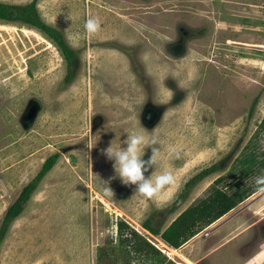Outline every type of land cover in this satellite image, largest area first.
Wrapping results in <instances>:
<instances>
[{
    "label": "rangeland",
    "instance_id": "obj_1",
    "mask_svg": "<svg viewBox=\"0 0 264 264\" xmlns=\"http://www.w3.org/2000/svg\"><path fill=\"white\" fill-rule=\"evenodd\" d=\"M36 2L42 20L63 32L79 58L66 83L65 60L45 35L0 21V227L22 189L59 155L11 224L0 264H264L261 192L179 249L143 228L153 219L155 226L166 220V229L208 197L217 178L226 177L230 188L252 155L257 165L262 160L264 133L256 134L264 119V0ZM89 15L101 25L92 37L84 30ZM142 129L155 132L160 149L145 177L169 170L176 178L159 199L133 196L136 186L112 179L114 161L101 155L115 139L126 147L127 133ZM150 156L146 148L143 159ZM215 165L219 171L169 216L185 185ZM104 181L114 197L104 194ZM229 218L238 227L218 237ZM111 221L128 223L162 256L148 259L121 246L118 230L113 245L104 234Z\"/></svg>",
    "mask_w": 264,
    "mask_h": 264
},
{
    "label": "trees",
    "instance_id": "obj_2",
    "mask_svg": "<svg viewBox=\"0 0 264 264\" xmlns=\"http://www.w3.org/2000/svg\"><path fill=\"white\" fill-rule=\"evenodd\" d=\"M0 21L29 26L45 35L55 45L65 60L68 71L65 82L69 83L72 81L78 64V53L69 46L63 32L46 24L42 20L38 12L36 0L27 5H9L0 2ZM260 133H264V119L259 125L256 138L260 136ZM58 158L59 155L56 154L45 161L40 172L22 189L19 197L6 211L0 227V247L6 238L11 224L22 214L39 184L55 166ZM258 161L259 159L252 155L245 162L246 165H242L239 179L230 188L224 186L226 177L221 176L217 178L211 187L210 195L202 200L200 198L195 204L188 206L166 229L163 230L166 220L155 226L153 219L145 221L143 228L153 236L159 237L169 247L179 249L201 231L259 192L257 191L255 179L258 176H264V154L262 160L257 165ZM217 171H219V166L215 165L192 178L185 185L184 191L176 199V205L169 208L168 215L171 216L180 209L188 198L190 190L196 184ZM118 234L121 246L125 245L126 247L127 245H131L135 253H140L148 259H156L162 256L161 252L154 245L150 244L144 236H140L136 230L132 229L124 221L118 223ZM156 264L162 263L161 261H157ZM168 264L174 263L169 262Z\"/></svg>",
    "mask_w": 264,
    "mask_h": 264
},
{
    "label": "clouds",
    "instance_id": "obj_3",
    "mask_svg": "<svg viewBox=\"0 0 264 264\" xmlns=\"http://www.w3.org/2000/svg\"><path fill=\"white\" fill-rule=\"evenodd\" d=\"M67 20L72 21V16L67 15ZM99 18L89 15L84 23V30L88 37L94 36L100 30ZM147 133V134H146ZM127 139L123 141L126 147L116 145V139L110 142L109 147L101 149V155L106 156L108 160L114 161L113 168L115 176L112 179L119 178L125 186L135 185V195H139L145 199H159L166 188L172 186L176 182L175 175L169 171L164 170L152 173L149 178L145 177V173L157 166L160 149L156 145L159 143L155 132H147L145 129L141 131H130L127 133ZM88 149L94 148L93 142L90 139L87 144ZM151 148V156L148 160H144L145 149ZM90 167L92 165L90 162ZM107 185L104 188L106 196L114 197V193L109 186L110 182H105ZM257 191L264 193V176H258L255 179ZM216 223V222H215ZM118 225L115 221H111L104 229L106 237H111L113 245L118 244L117 240ZM251 264V261H249Z\"/></svg>",
    "mask_w": 264,
    "mask_h": 264
},
{
    "label": "crops",
    "instance_id": "obj_4",
    "mask_svg": "<svg viewBox=\"0 0 264 264\" xmlns=\"http://www.w3.org/2000/svg\"><path fill=\"white\" fill-rule=\"evenodd\" d=\"M263 210H264V208L263 209H260V211H259V214L261 215L262 213H263ZM222 219V218H221ZM225 226H229V229H227V231L222 235L221 233H220V235L218 236V237H220V238H222V237H227L226 235H228V234H230V233H232V231L236 228V227H238V224H237V219L236 218H234V219H228L227 221H225L224 223H223V225H221V227H219L217 230H222ZM216 230V231H217ZM229 237V236H228ZM229 239V238H228ZM227 239V240H228Z\"/></svg>",
    "mask_w": 264,
    "mask_h": 264
},
{
    "label": "built area",
    "instance_id": "obj_5",
    "mask_svg": "<svg viewBox=\"0 0 264 264\" xmlns=\"http://www.w3.org/2000/svg\"><path fill=\"white\" fill-rule=\"evenodd\" d=\"M4 185V182H3V172L1 171V169H0V188H1V186H3Z\"/></svg>",
    "mask_w": 264,
    "mask_h": 264
},
{
    "label": "bare ground",
    "instance_id": "obj_6",
    "mask_svg": "<svg viewBox=\"0 0 264 264\" xmlns=\"http://www.w3.org/2000/svg\"><path fill=\"white\" fill-rule=\"evenodd\" d=\"M261 215L264 216V210H263V213H262ZM161 243H162V245H163L164 247H166L167 249L171 250V248H169L168 245H166V244L163 243V242H161Z\"/></svg>",
    "mask_w": 264,
    "mask_h": 264
},
{
    "label": "water",
    "instance_id": "obj_7",
    "mask_svg": "<svg viewBox=\"0 0 264 264\" xmlns=\"http://www.w3.org/2000/svg\"><path fill=\"white\" fill-rule=\"evenodd\" d=\"M206 236V235H205Z\"/></svg>",
    "mask_w": 264,
    "mask_h": 264
}]
</instances>
